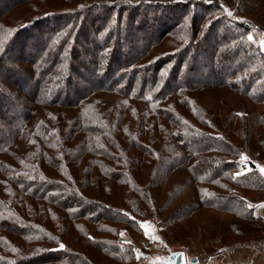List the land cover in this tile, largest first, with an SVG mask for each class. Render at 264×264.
Instances as JSON below:
<instances>
[{"label":"trees","instance_id":"16d2710c","mask_svg":"<svg viewBox=\"0 0 264 264\" xmlns=\"http://www.w3.org/2000/svg\"><path fill=\"white\" fill-rule=\"evenodd\" d=\"M187 2L192 0H9L0 8V264L139 263L135 247L123 243L120 229L141 234L138 221L147 214L129 211L137 220L129 219L113 202L117 195L140 189L137 174L142 166L159 163L156 149L170 143L160 132L162 119L184 120L179 115L186 106L180 107L173 94L166 95L173 89L165 86L178 80L182 68L184 75L192 74L185 53L196 31L205 35L212 26L198 19L192 28L190 20L183 44L173 48L175 26L188 22L179 19V9ZM218 7L215 3L207 9L209 15L216 13L212 28L229 31L222 43H234L231 49H215V64L243 59L227 78L245 65L264 76V52L248 36L254 21L226 17ZM56 9L61 12H53ZM187 10L191 12L187 7L183 12ZM159 13L176 19L169 22L166 15L160 22ZM260 16L264 18V12ZM136 18L147 21L130 23ZM132 35L136 42L124 48ZM85 38L92 41L82 43ZM190 61L194 68L193 56ZM175 64L178 67L170 68ZM188 80L184 87L191 92L226 85ZM244 83L236 84L241 89L237 96L248 93L254 99L251 91H244ZM168 95L175 100L174 108H180L160 104ZM189 103L187 98L184 104ZM146 107L162 119L150 124ZM17 108L19 116L9 117ZM182 125L186 136L180 133L176 143L188 148L193 141L224 156L217 164L223 168L219 175L202 149L194 150L198 159L205 158L200 166L187 167L188 172L196 183L213 189L198 208L254 220L253 209L232 192L240 187L238 176H245L240 173L242 161L252 159L242 157V146L232 139L229 147L219 135L210 136L191 122ZM218 158L207 159L212 164ZM206 164L210 169L202 172ZM249 165L254 172L246 173L258 174L259 166ZM229 186L232 191L227 193Z\"/></svg>","mask_w":264,"mask_h":264},{"label":"rangeland","instance_id":"374dc122","mask_svg":"<svg viewBox=\"0 0 264 264\" xmlns=\"http://www.w3.org/2000/svg\"><path fill=\"white\" fill-rule=\"evenodd\" d=\"M8 2L9 0H0V8ZM248 2L246 3L247 6L250 5L248 8L243 6L244 0H210V2L209 0H192L191 3H185L183 7L180 6L181 9L179 10L182 12L179 13V19L182 21L187 20L188 22H184L183 26H175L177 38L174 39L172 47L177 48L178 45L181 46L183 44L182 35H188L190 20H192L194 25L192 28L197 26L194 20L198 19H204L205 22H210L209 24L214 27L217 20L215 18V10L209 15L207 9L217 3L218 8L225 12L226 17H237L239 21L243 19L254 21L256 27L252 33H249L248 36L251 37L249 41L259 49L261 48L263 52L261 41H264V24L258 20H264L260 16L264 12L262 6L264 0H249ZM186 7L190 8L191 12L187 10L184 13L183 11ZM53 12L61 11L56 9ZM229 12L232 14L228 15ZM152 15V11L149 12L148 16ZM166 15L163 13L157 14L158 20L163 22L165 19H169L170 22L176 19ZM163 16H166V18L164 19ZM135 20V22L130 23L141 24L147 21L144 18L139 19L140 21L138 18ZM212 26L205 35H201L196 31V36L190 42L192 47L187 50L188 54L185 53L184 58L187 60L185 66H188L190 71H193L192 74L184 75L185 68H182L178 80L175 82L172 81V78L170 80L172 85L170 86V83H167L165 86L166 90L170 89V87L173 89L172 93L169 90L166 95L173 94L176 96L180 107L182 105L186 106L187 109H182L179 115L184 120L182 122L181 120H178V122L175 120L165 122L166 120L164 121L162 117L159 118V120L162 119L163 121L160 124V132L165 136L166 142L170 141L169 144L156 149V151H159V163L149 162L146 166H142L138 172L137 176H139V182L141 183L139 184L140 189H138L141 190L140 192L134 189L130 193L127 192L129 194L117 195L114 198L113 206L118 207L121 205L118 208L124 210L125 212L123 213L128 215L129 219L137 220L135 216L129 214V211L139 214L145 213L148 216L138 221V226L142 230L141 234H136L135 231L131 233L128 231L129 233H127L124 227L120 229L123 243L135 247L138 264H167L168 258L173 253L183 252L182 249L187 247L190 249L188 257L190 259L197 258L195 255L201 253L210 259L222 256L226 259L225 264H264V218L255 213L254 207L264 200V177L262 172L259 171L260 161L264 158V76L258 77L257 71L249 69V66L245 65V63V69L242 68V71L236 73L234 77H231L233 75L231 74L227 78V75L236 68L235 66L238 64L242 65L245 60L238 59L237 62L231 59L227 65L215 64L213 59L218 54H216L218 51H215V49H231V44L234 42L231 39L222 43L223 37H230L229 31H222L223 28L217 29L212 28ZM91 41L92 38L82 39V43ZM128 41V47L125 43L123 45L126 49L132 47L131 45L136 42V38H133V35L129 36ZM173 48L170 51H173ZM68 53L70 54V52ZM86 55L89 57L87 53ZM189 55L195 59L194 68L190 64L191 57ZM174 67L178 66L176 64L170 66V68ZM170 68L166 66V69ZM187 78H189L190 84L204 82L209 84L207 86L213 87L212 84H218L220 81L226 82V85L191 92L192 89L184 87ZM255 78L256 80H254ZM243 81L245 82L243 85L244 91H251L254 99L248 93L245 96H241V98L238 97L239 95L237 96L236 93L241 91V89L236 84ZM178 84L183 86L172 87ZM231 84L232 86H229ZM164 85L165 82L163 83ZM24 87L29 88L27 84ZM257 97L260 98L256 100L255 98ZM187 98L193 104H184ZM174 101L168 95L160 104H164L166 108H169L173 106ZM194 102L197 104V108ZM4 103L6 104L5 99ZM180 107L174 108L173 106L171 109L176 110ZM144 111L147 112L146 118L150 124L159 121L147 107ZM19 113V108L12 109L9 117L17 118ZM206 117H210L208 124L203 121ZM184 121L197 125L201 130L208 132L210 136L219 135L229 147L231 146L230 139L234 140V143L236 142V144L242 146L241 151L244 153L242 157L249 156L252 159L242 161L244 168L240 173L242 175L245 174V176L242 178L238 176L237 178V183L240 187L238 189L234 187L233 189L235 190L232 191L233 186H229L230 188L226 191L227 193L232 191L239 196L238 199H240L242 205L246 204L250 209H253L254 220L244 222L234 216L229 217L224 213L214 211L211 207L198 208L203 203L202 200L206 198L205 195L209 193L208 191L213 189L205 184L201 186L196 183L194 176L188 172V168L200 166L199 162L205 158L203 156L198 159L200 156L194 155V150L198 151L199 147L207 158L219 157L212 164L210 160L205 158L207 164L211 165V167L217 166L220 156H224L215 151L212 152V149H205L206 145H202V148L193 141L188 143V148L183 146L182 143H176V140H180L178 139L180 133L185 135V132H183V127L185 128V126L182 125ZM169 125L172 126V130L168 128ZM236 131L239 134H235ZM182 159H184L183 162H181ZM250 163L259 166L258 174L246 173L254 172V169H252L253 171L248 169ZM207 164L203 165L202 172L207 171L208 168L210 169ZM217 173L222 175L223 168L217 166ZM190 208L195 212L194 214L191 211V213L187 212ZM186 212L188 214H185ZM185 215L186 217L184 218Z\"/></svg>","mask_w":264,"mask_h":264},{"label":"crops","instance_id":"0c3cea01","mask_svg":"<svg viewBox=\"0 0 264 264\" xmlns=\"http://www.w3.org/2000/svg\"><path fill=\"white\" fill-rule=\"evenodd\" d=\"M261 166L259 171L262 172L263 177H264V171H261V168H264V159L262 161H260ZM255 207V213H257L260 217L264 218V200H262L261 202H259L258 204H256ZM233 255V254H232ZM197 260L198 262L196 264H225L226 259L221 257H217V258H208L207 256L202 255L201 253H198L197 255ZM201 260L203 261L201 263Z\"/></svg>","mask_w":264,"mask_h":264},{"label":"water","instance_id":"95a60500","mask_svg":"<svg viewBox=\"0 0 264 264\" xmlns=\"http://www.w3.org/2000/svg\"><path fill=\"white\" fill-rule=\"evenodd\" d=\"M264 52V47L262 48ZM198 260L196 258H192L187 260V256L183 252L173 253L168 258V264H196Z\"/></svg>","mask_w":264,"mask_h":264},{"label":"built area","instance_id":"2783aa9c","mask_svg":"<svg viewBox=\"0 0 264 264\" xmlns=\"http://www.w3.org/2000/svg\"><path fill=\"white\" fill-rule=\"evenodd\" d=\"M183 250V253H185L186 254V256H187V258L189 257V253H190V249L187 247V248H185V249H182ZM190 258H188V260H189Z\"/></svg>","mask_w":264,"mask_h":264},{"label":"snow or ice","instance_id":"6c2138e0","mask_svg":"<svg viewBox=\"0 0 264 264\" xmlns=\"http://www.w3.org/2000/svg\"><path fill=\"white\" fill-rule=\"evenodd\" d=\"M210 2V0H209ZM232 13L229 12L228 15H231ZM249 39H251V37H249ZM261 46L264 47V41H261ZM261 171H264V168H261ZM61 247H64L63 245H61Z\"/></svg>","mask_w":264,"mask_h":264}]
</instances>
